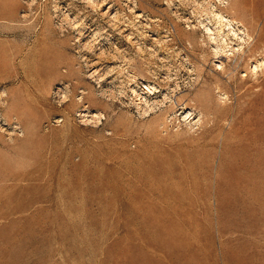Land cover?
<instances>
[{"label": "rangeland", "instance_id": "rangeland-1", "mask_svg": "<svg viewBox=\"0 0 264 264\" xmlns=\"http://www.w3.org/2000/svg\"><path fill=\"white\" fill-rule=\"evenodd\" d=\"M92 1L0 0V264H264V0Z\"/></svg>", "mask_w": 264, "mask_h": 264}, {"label": "bare ground", "instance_id": "bare-ground-1", "mask_svg": "<svg viewBox=\"0 0 264 264\" xmlns=\"http://www.w3.org/2000/svg\"><path fill=\"white\" fill-rule=\"evenodd\" d=\"M87 1H91L93 4H96L97 5V3L95 2V1H92V0H87ZM102 1H104V0H102ZM111 5L110 6H108V10H106L104 13H103V15H108L109 16V12L111 11L110 9H111ZM129 7V6H128ZM130 8V7H129ZM117 13V12H116ZM216 16H217V18L220 20V21H222L221 23H224L225 22V24L226 25H228L229 26V28H228V31H230V32H232L231 34H232V36L234 37V39L236 38L237 40L239 39V40H243L242 39V37L240 36H238V35H240V34H242V33H244V32H242L241 31V29H235L232 25L235 23V22H233V24L231 23V21L228 19V17H225V16H223V15H219V13L218 14H215ZM110 21H112L113 23H112V27L113 28H115L116 30H119V31H128V30H130L132 27H134L136 24H135V22L133 21V18L130 16V17H128V18H125V19H122V21H121V17L118 15V14H116L114 17H111V20ZM122 26H124L123 28H122ZM122 28V29H121ZM204 28H205V30H206V34L207 35H209V37L211 36V35H213L214 33H213V31H212V29L210 28V27H208L207 25H204ZM90 31H92L91 29H90ZM131 34H134V33H131ZM245 34V33H244ZM127 35H129V34H127ZM214 36V35H213ZM228 36V35H227ZM212 37V36H211ZM247 37V36H246ZM127 38H129V36H127ZM217 38V37H216ZM249 38V37H248ZM215 39V38H214ZM213 39V40H214ZM224 39H222V41H223ZM238 40V41H239ZM264 40V39H263ZM225 41H227V39L225 40ZM241 41H240V43H241ZM258 42V41H257ZM233 43H232V41L231 42H223V46H220V45H216V47H214L213 49H214V58H218V59H223V58H225V59H228V61L231 59H235V61H234V64H233V67H232V69L234 70V72H236V70H237V68L238 67H241V66H246L247 67V69L250 71V73H254V74H256L259 70H261V72H264V59L263 60H257V59H260V58H263L264 57V43H263V45H262V47L260 48L261 49V51H256V52H253V50H255V47L253 48V50H251L252 49V47H251V49H249L248 51H247V53L245 54L244 53V50H242V48L240 47H238L237 45H232ZM256 45H258V43H256ZM241 50V51H240ZM238 51H240L239 52V54H237V52ZM259 55H261V56H258V54ZM237 54V55H236ZM258 56V57H257ZM249 60H251V62L250 63H253L254 62V60H255V63L253 64V65H251L250 64V66L249 65H247V63L249 62ZM240 61V63H238ZM134 65V64H133ZM231 67L228 65V63H223V61L221 60V62H218L217 64H216V70H218L219 72V76L220 77H223L222 76V74H220V73H227L228 72V70L230 69ZM169 69V68H168ZM98 73L99 72H97V70H94V72H92L91 74H89V78H93V77H96V78H99L100 76H98ZM249 76H250V74L248 75V74H243L242 75V77L243 78H240L239 76H237V74H232V76H231V78L232 79H234V80H237V79H241V82L243 83V82H246V81H248L249 80ZM207 77V76H206ZM208 81V80H207ZM218 80H216V82H217ZM209 82V81H208ZM216 82H214V83H216ZM238 82V81H237ZM221 84V83H220ZM239 85V84H238ZM176 87H178V84H176L175 85ZM210 88H212V84L211 83H207V92H210ZM153 90H155V87H150V83H149V85H145L144 86V88L142 89V92H144V93H149V98L148 97H142L140 94V92H137L136 91V89H132V93H134V96H136V99L137 100H140V101H138L137 103H136V107H137V110H139L140 112H141V115H147V114H149V113H151L153 110V106L155 107V105H158L159 107L160 106H162V105H164L166 102H168V101H172V97L174 96H170L169 94H163V98L161 99V100H159V101H155V103H154V105H150L149 104V101H150V95L152 94V91ZM156 92H158L157 90H155V92H153V95L156 93ZM173 92H174V90H173ZM81 93H83V92H81ZM219 93V96H220V99H224V98H226V96H225V94L224 93H222V92H218ZM61 101H62V103H67V102H74L73 101V99H72V97L71 96H68V95H66V94H64V93H62V95H61ZM86 99V96H85V94L83 95V96H81V97H79L78 98V100H79V103L80 104H82L83 102H84V100ZM181 99H182V97L179 99V98H175V101L174 102H172L173 103V105L175 106H179L180 104H182V103H180V101H181ZM191 100L192 101H194V105L192 106L194 109H190V110H188V111H186L185 112V119H194V116H193V114L195 113L194 111H195V109H198L199 110V112H200V114L202 115V116H204L205 115V112H204V110L202 109L203 107V104L201 103V101H200V99H199V97L198 96H195V97H193V98H191ZM64 101V102H63ZM175 106V107H176ZM181 107H184V104H183V106H181ZM180 107V109H182ZM85 110V109H84ZM194 110V111H193ZM149 112V113H148ZM183 113V112H182ZM78 116L79 117H87V116H89L88 115V113H84V112H81V113H79L78 114ZM100 118H102V115L101 114H97V113H93L92 114V116H90V119L91 120H89V121H91L92 122V119H93V122L95 121V122H97ZM61 119V118H60ZM86 120L87 119H85V120H83V121H85L86 122ZM60 122V121H62V120H57V122ZM88 121V120H87Z\"/></svg>", "mask_w": 264, "mask_h": 264}]
</instances>
